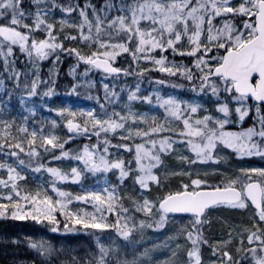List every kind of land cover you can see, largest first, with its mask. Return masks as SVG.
Wrapping results in <instances>:
<instances>
[{
	"label": "snow or ice",
	"instance_id": "1",
	"mask_svg": "<svg viewBox=\"0 0 264 264\" xmlns=\"http://www.w3.org/2000/svg\"><path fill=\"white\" fill-rule=\"evenodd\" d=\"M30 4L31 7L24 5L23 0H0V170L6 173L0 175V200L6 197L10 201L11 216L46 222L55 232L112 228L119 237L127 239L134 228H160L170 215L189 214L190 221L180 225L175 233L177 238H183V244L174 241L163 264H204L201 246L208 244L203 233L204 224L210 223L208 213L220 207L245 212L251 209L249 223L229 226L226 238L213 242V254L218 253V258L210 264H241L242 260L264 264V167H240L230 175L213 168L220 177L215 182L209 181L207 173L201 178L190 167L159 174L160 168L165 167L163 154H172L188 165L220 161L225 159L220 154L228 149L236 157L264 158V0H133L131 4L115 6L120 13L117 15L109 14L114 5L106 0L103 8L109 11L100 10L103 18L88 0L83 7L60 0H30ZM55 9L60 10L59 17L55 16ZM74 9L79 22L71 24L75 31H65L69 22L63 14ZM73 42L83 48L73 46ZM14 49H18L15 54ZM156 49L160 50L159 55L152 54ZM165 50L173 56H187L189 63L167 60ZM61 53L75 57L68 69L74 78L81 62L82 76L97 69L115 81L137 75L136 69L139 74L149 71L136 64L148 61L163 73H178L186 79L194 98L162 97L156 92L153 101L152 93L138 94L139 83L134 87L124 83L119 85L121 90H127L125 111L121 113L111 106L120 97L117 85L110 86L102 80L103 101L107 103L96 96L99 110L70 104L53 107L42 99L34 102L33 97L56 94L52 69L42 81L40 62L53 57V63H58ZM121 53L130 58L127 66H115ZM17 56H22L31 70L17 68ZM82 83L77 80L67 85L66 94L78 96L77 88ZM38 85L43 86L38 90ZM200 96L210 100L211 109L195 98ZM13 99L18 101L19 115L12 114ZM133 101L155 103L162 114L138 112L131 107ZM40 107L57 113L61 119H35ZM173 120L182 122L178 130L171 128ZM58 123L66 126L68 135L55 133ZM246 123L248 126L244 127ZM169 131L171 135L164 134ZM92 135L95 143L65 148L76 137L84 136L90 141ZM178 144L190 149L189 154L183 155L174 148ZM110 149L115 150L111 155ZM121 150L130 154L128 159ZM61 158L78 163L67 170L49 163ZM109 170L116 183L109 184L105 179L104 187L83 184L85 174H107ZM29 173L49 174L48 187L57 198L42 192L39 185L35 189L22 187ZM177 175L187 177L189 182L181 179L177 189L151 195L153 188H163L169 176ZM126 178L131 179L133 187L139 186L138 193L125 190L121 194ZM58 181L78 182L81 191L70 193L58 187ZM124 199L131 201V212L124 206ZM72 201H87L94 205V211H73L69 207ZM24 204L28 209L17 211ZM5 207L0 203V216L7 215ZM110 212L118 214L108 223ZM137 212L146 217L138 223L134 215ZM58 214L63 216V223ZM69 224L81 228H70ZM92 235L96 236L99 249L95 264H138L137 257L107 259L112 254L109 246L100 243L96 233ZM232 243L235 246L230 250ZM31 247L41 253L42 259L55 251L47 242L33 243ZM182 247L184 254L179 251ZM116 248L113 243L112 250Z\"/></svg>",
	"mask_w": 264,
	"mask_h": 264
},
{
	"label": "rangeland",
	"instance_id": "2",
	"mask_svg": "<svg viewBox=\"0 0 264 264\" xmlns=\"http://www.w3.org/2000/svg\"><path fill=\"white\" fill-rule=\"evenodd\" d=\"M69 1V0H65ZM114 0H110V2L114 5V7L110 11V15H117L120 14L116 11V7L120 4L114 3ZM61 2V0H60ZM103 11H109L107 8H103ZM55 16L59 17L61 15L59 9H55ZM89 18H91V7L87 9ZM99 14H101V18H103L102 12L99 10ZM64 18L68 20V25L65 26V31H75L71 27V24L73 21L79 22V15L78 12L74 9L72 13H66L63 14ZM217 22V21H214ZM143 23V22H142ZM59 24L57 23V27ZM73 46H79L83 48V45H77L76 42H73ZM18 49H14V52ZM65 53H61L60 57L62 59L61 55H64ZM154 55H159L160 50L156 49L153 51ZM120 55V54H119ZM117 56V58L119 57ZM165 55L167 56V60H175L177 62H183L185 64L189 63V59L187 56H182L181 54L177 53L176 55H172L169 50H165ZM117 58L115 63H117ZM17 59L20 61L23 59L21 56L20 58L17 57ZM60 59V61H61ZM68 59V58H67ZM53 62V57H49L46 60ZM44 61L40 62V66L44 63ZM59 63V62H58ZM58 63H53V69L52 72L54 76L56 77V71L58 68ZM17 61H16V67H17ZM84 68V63H80ZM136 64L139 65V67H143L146 69H149V71L139 74L138 69L137 75L130 74L126 79L124 77H120L117 80L113 81L112 77H104L102 75V72L97 69H92L89 71L86 75H81L83 72V69H80L79 66L76 67L77 69H80L77 73L78 79L81 80H88L90 79L91 86L92 87H100L95 88V96L89 99H83L79 100L77 98H70L67 100V102H60L55 99H52V97H48L49 104L53 107L55 106H64L65 104H70L73 107H82L85 109L89 108H97V101L95 99L96 96L101 97V102L107 103L103 101V88L101 85V81L103 80L104 83H109L110 86L112 83H115L117 85L116 91L120 92L119 100L115 103H113L111 106L115 107L117 111L123 113L125 109L123 108V104L127 101V90H121L119 85L126 83L130 86H135L136 83L140 84L139 89V95H148L149 93H152V100L155 101L156 96L155 93L159 92L160 95L167 96V95H173L177 98H180L182 100H191L194 98L193 93L191 90L187 87L188 81L181 77L178 73L174 75H168L166 73H163L159 71L157 67L151 66L148 61H137ZM167 66V64H165ZM31 70V68H30ZM157 73V74H155ZM158 80H167L169 83H158ZM184 85V87H176V85ZM196 99H199L200 103L211 109L212 105L210 100L207 97H195ZM10 107L12 109L13 115H19V104L17 100H12ZM131 107L135 109L138 112H148L150 114L155 113L158 116L162 114V109L156 105L155 103L149 104L142 101H133L131 103ZM183 107V105H182ZM111 110V107L109 108ZM40 113L46 114L47 118L49 119H57L58 121L61 119L57 113L52 112L48 109L42 108L39 112V117H41ZM203 114V113H201ZM248 118L246 117V120ZM181 121H171V128L178 130L181 126ZM31 126V124H30ZM248 124L246 123L247 127ZM49 125L46 123L45 126V132H47ZM63 128H66L62 123H58L56 126V129L54 130L55 133L58 136H66L68 135V130L66 133L62 132L61 130ZM67 129V128H66ZM164 134L171 135V131L166 132ZM84 136L76 137L81 138ZM92 137V136H91ZM110 138L113 140L116 139L115 136H112L110 134ZM136 142H141L140 138H136ZM145 147H149V145L145 144ZM174 148H179L183 155H188L190 152V149L186 148L183 144L174 145ZM114 149H110V155L112 152H114ZM122 154L125 156L126 159L129 158L130 154L126 150H121ZM193 156L195 154H192ZM222 157H225V159H222L220 161H206V162H196L193 165H188L186 161L177 160L174 155L172 154H163L162 160L164 161L165 167L160 168L159 174L163 175L165 172H171L176 171L179 168L188 169L191 168L192 172H199L201 178L204 177V174L207 173L208 179L210 182H215L220 179L219 175L217 173H214L212 171L213 168H217L220 172L232 174L236 172L240 167H253L250 165H247V159H255L254 162H259L262 165H264V158H261L260 156H248V157H236L233 153V150L228 149L225 152L220 154ZM51 165L57 166L62 168L63 170H67L72 166L75 162L71 159H64L61 158L58 161H49ZM254 167H264V166H254ZM155 170V169H154ZM0 175H6V173L3 170H0ZM50 176L49 174H44L41 176V174L37 173L35 176H33L32 173H29V175L26 177V184L22 187H26L28 189H35L38 185L40 187V190L42 192H46L48 195H51L53 199H56L57 197L54 194V191L51 190L48 187V180ZM183 179L184 183H188L187 177H181L179 175L177 176H169L168 179ZM107 179L109 181V184L116 183V177L113 174L112 170H109L107 174H85L83 184L85 186H98V187H104V181ZM98 182V184H97ZM58 187L64 188L66 191L70 193H79L81 191V184L78 182H72V181H58L57 182ZM154 189V188H153ZM128 190L130 193H138L139 192V186L136 185L133 187L132 181L130 178H126L124 187L121 188L120 192L121 194ZM162 191V189H157L156 192ZM139 198V197H137ZM1 203H4L6 207L3 209L7 215L0 216L1 220H9L12 224L13 220H21L23 221V225L18 227L17 234L14 233H7L3 232L0 233V244L3 246V248L6 250L5 252V258L3 262L5 264H32L34 261L35 264H55L53 261L54 258L58 259L62 263L65 264H91L90 262H95L96 257L99 255V249L96 242V236L92 235V233H96L99 236L100 243L106 244L110 248V252L112 254L107 257V259L114 260L119 256L120 258H127L132 259L133 257L138 258V264H163V261L165 257L170 255V248L172 247V243L179 242L183 244V238H177L175 236L176 231L179 229L180 225L188 223L190 221V217H181L177 215H170L168 219L165 221L164 226L160 228L156 227H148L147 225L143 226L142 228H134L130 232V236L126 239L123 237H119L118 234L115 232L114 229L108 228L103 230H97V229H90L88 231H76V232H55L50 227L46 226V222H37L31 219V217L27 219H18L11 216V203L10 201L5 197L4 199L0 200ZM119 203V202H118ZM124 206L129 208V212L132 211L130 204L131 201L128 199L123 200ZM69 207L76 211L77 209L86 210L88 212L94 211V205L91 203H88L87 201H72V203L69 205ZM28 209V205L24 204L22 208L17 209L19 212H24ZM156 209H153V213H155ZM58 213V209H57ZM118 214V212H110L108 213V216L106 217V222L111 223L115 216ZM137 223L140 219H145V214L143 213H134ZM252 215V210L249 209L248 211H242V210H231L226 207H220L215 209L213 212H211L208 215V218L210 220V223H206L203 226V233L206 240H208V244L201 246V254L204 261V264H210L211 261H214L218 258V253L213 254L212 250V244L214 241L222 240L226 238V233L229 228V226H240L243 224L249 223V218ZM57 218L61 220L63 223V216L61 214L57 215ZM158 219V217H155ZM150 219V218H149ZM32 222L36 223V228H30V225L26 226V223ZM69 227H76L81 228L79 225H72L69 224ZM235 230V228L233 229ZM11 231V230H10ZM171 238V239H170ZM38 242H47L52 246L53 249H55L58 253V257L52 256V254L47 259H42L41 253L38 252L36 248H32L31 245L33 243ZM113 243L117 246L116 250H112ZM234 243L229 244V249L232 250L234 247ZM180 254H184L183 247L179 250ZM142 252H146V255L140 256L139 254ZM241 264H247L246 261H241Z\"/></svg>",
	"mask_w": 264,
	"mask_h": 264
},
{
	"label": "trees",
	"instance_id": "3",
	"mask_svg": "<svg viewBox=\"0 0 264 264\" xmlns=\"http://www.w3.org/2000/svg\"><path fill=\"white\" fill-rule=\"evenodd\" d=\"M64 1L65 0H61V2H63V3H64ZM105 2H106V0H92L91 3H92V5L95 6L97 11H99V10H101L103 8V6L105 5ZM23 3H24V5L31 7L30 0H23ZM77 3L81 7H83V5L85 3V0H77ZM15 53H16V51L14 52V54ZM61 56H62V59L58 63V68H57V71H56V78H55L56 94L53 95L52 98H55V99H57L60 102H66L68 99H70L72 97H75V98H78V99L81 100V99H85V98H92L93 96H95L94 89L95 88H99L100 89V87H92L91 83H88V81H90V79H88V80L78 79L77 73H78V71L80 69H83V66L81 64L78 65L80 69H77L76 76L74 78L69 73L68 69H69L70 65L75 63V57L69 55L68 53H65L64 55H61ZM130 62H131L130 58H127V54L121 53L119 55V57L117 58V64L116 65L117 66H121V65L127 66ZM52 66H53V62L52 61H47V62L43 63L40 66V74H41V80L42 81L47 78L48 73H49V69L52 68ZM25 67H27L30 70V65L29 64H25L24 58H23L22 60H20L18 62L17 68H20L23 71V69ZM155 74H157V73H155ZM77 80H80V81L84 82V83L78 85L77 92L79 93V95L77 96V95H68V94H66L65 87L67 85H70L71 83L76 82ZM5 83H8V80H5ZM42 86L43 85H38V90L41 89ZM101 92L102 91L100 89V93ZM32 99L36 103H40V101L42 99L44 103H48L49 104V99L50 98H48V96H44L43 98H41L40 96H36V97H33ZM13 100H16V99H13ZM41 108L42 107L38 108L37 114L35 116V119H37V120L39 119L38 115H39V112H40ZM43 116L44 115L41 114V118H43ZM247 120H248V123H251L249 118ZM245 126H246V124H245ZM95 141H96L95 135H93L91 137L90 141L86 137L78 138V139L74 138L73 140H70V141H68L65 144V148L66 149H76V148L82 146L86 142L95 143ZM44 159L47 160V156H45ZM254 161H255V159H251V158L247 159V162H248L247 165L254 166V165L259 163V162H254ZM180 180L181 179H177V178L168 179L167 183L163 187L164 191H166L168 188L177 189L179 187V181ZM151 195L152 196L157 195V192H156L155 189H152ZM0 203H1V201H0ZM0 222H1V230L2 231H4V230L8 231V230H11L13 228H17L19 224H23V221L16 220V219L12 221L13 222L12 224L10 223L9 220H6V221L0 220ZM35 224H36L35 222L34 223H32V222L26 223V225H30V227L35 226ZM52 256L58 257V253H57L56 250L52 253ZM53 261L55 262V264H64L61 261H59L58 259H56V258H54ZM90 263L91 264H95L93 259H92V261Z\"/></svg>",
	"mask_w": 264,
	"mask_h": 264
},
{
	"label": "water",
	"instance_id": "4",
	"mask_svg": "<svg viewBox=\"0 0 264 264\" xmlns=\"http://www.w3.org/2000/svg\"><path fill=\"white\" fill-rule=\"evenodd\" d=\"M183 215H189V214H183Z\"/></svg>",
	"mask_w": 264,
	"mask_h": 264
}]
</instances>
